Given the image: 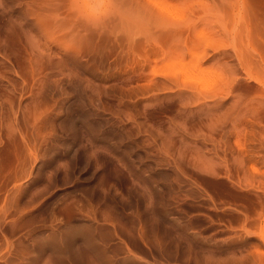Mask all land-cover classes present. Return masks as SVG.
<instances>
[{
    "label": "rangeland",
    "instance_id": "obj_1",
    "mask_svg": "<svg viewBox=\"0 0 264 264\" xmlns=\"http://www.w3.org/2000/svg\"><path fill=\"white\" fill-rule=\"evenodd\" d=\"M177 1L0 0V264H264V0Z\"/></svg>",
    "mask_w": 264,
    "mask_h": 264
},
{
    "label": "bare ground",
    "instance_id": "obj_2",
    "mask_svg": "<svg viewBox=\"0 0 264 264\" xmlns=\"http://www.w3.org/2000/svg\"><path fill=\"white\" fill-rule=\"evenodd\" d=\"M165 1H166V0H165ZM171 1L173 2V0H171ZM174 1H175V0H174ZM176 1H177V0H176ZM180 1H181V0H180ZM184 1H185V0H184ZM186 1L188 2V0H186ZM190 1H191V0H190ZM190 1H189V2H190ZM136 2H137V1H136ZM140 2H142V1H140ZM168 2H169V0H168ZM177 2H178V1H177ZM177 2H176V3H177ZM165 3H166V2H165ZM178 3H180V2H178ZM174 4H175V3H174ZM180 4H181V3H180ZM179 29H180V28H179ZM186 29H187V28H186ZM242 29H243V28H242ZM188 30H189V29H188ZM174 31H175V30H174ZM187 32H188V31H187ZM187 32H185V33H187ZM174 33H175V32H174ZM177 33H178V32H177ZM181 34H182V33H181ZM240 34H241V33H240ZM242 34H243V33H242ZM241 56H242V55H241ZM248 74H249V73H248ZM251 75H252V74H249L250 77H252ZM253 77H254V76H253Z\"/></svg>",
    "mask_w": 264,
    "mask_h": 264
},
{
    "label": "clouds",
    "instance_id": "obj_3",
    "mask_svg": "<svg viewBox=\"0 0 264 264\" xmlns=\"http://www.w3.org/2000/svg\"><path fill=\"white\" fill-rule=\"evenodd\" d=\"M99 2L103 3V2H105V0H99Z\"/></svg>",
    "mask_w": 264,
    "mask_h": 264
}]
</instances>
